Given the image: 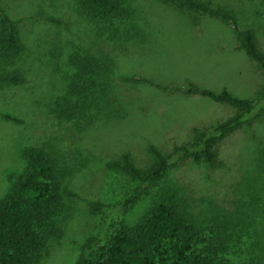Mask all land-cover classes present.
<instances>
[{"label":"rangeland","instance_id":"374dc122","mask_svg":"<svg viewBox=\"0 0 264 264\" xmlns=\"http://www.w3.org/2000/svg\"><path fill=\"white\" fill-rule=\"evenodd\" d=\"M203 1L234 14L264 49V0ZM0 5L19 20L24 51L11 68L25 78L0 84V199L22 171L27 147L51 151L61 178L62 208L42 264H74L90 237L98 241L95 258L121 223L137 222L161 195L193 213L195 254L211 243L219 260L264 264V112L219 141L214 163L179 161L134 199L139 180L108 165L124 163L128 153L144 171L153 161L151 145L169 154L189 140L193 124L216 126L239 112L187 92L190 81L257 96L262 72L235 48L232 27L164 0H126L123 14L100 23L80 15L74 0ZM91 57L90 66L83 64ZM164 247L165 264H187L169 240Z\"/></svg>","mask_w":264,"mask_h":264},{"label":"trees","instance_id":"16d2710c","mask_svg":"<svg viewBox=\"0 0 264 264\" xmlns=\"http://www.w3.org/2000/svg\"><path fill=\"white\" fill-rule=\"evenodd\" d=\"M173 8L196 14L200 17L216 18L232 27L237 38L236 49L245 52L260 68L263 81L253 99L240 98L231 90L215 91L190 81L187 92L200 94L215 103H227L239 112L218 125L193 124L189 140L176 143L169 154L156 146H150L151 166L142 171L135 167L128 153L124 163L109 162V167L122 169L139 180L134 199L142 190L156 184L169 168L187 159L206 160L214 163L217 144L243 123L252 122L264 112V49L257 34L250 28L240 26L234 14L213 6L203 0H164ZM75 10L82 16L100 23L124 13L126 0H74ZM3 27L0 29V84H15L25 80L17 63L24 51L17 20L12 19L0 5ZM77 63V61H75ZM83 64L93 63L92 57ZM79 71V70H78ZM74 86H72L73 88ZM164 90L171 88L161 85ZM80 88L78 86L74 87ZM73 93L80 94V89ZM5 118L19 122L10 113H1ZM24 166L15 176L11 190L0 199V264H42V250L46 235L62 208L61 178L55 157L45 147H27L22 154ZM162 196L156 198L150 210L133 224L119 225L100 252L93 258L97 238L90 237L82 245L78 260L74 264H165L164 242L169 240L176 256L187 264H233L217 258L216 246L208 243L204 253L195 254L191 249L196 235L193 213L187 206ZM96 206V204H94Z\"/></svg>","mask_w":264,"mask_h":264}]
</instances>
